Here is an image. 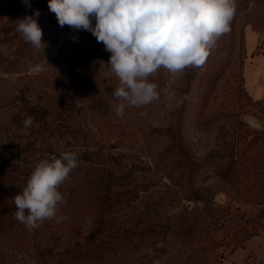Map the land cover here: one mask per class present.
Segmentation results:
<instances>
[{"label": "rangeland", "instance_id": "obj_1", "mask_svg": "<svg viewBox=\"0 0 264 264\" xmlns=\"http://www.w3.org/2000/svg\"><path fill=\"white\" fill-rule=\"evenodd\" d=\"M30 3L0 0V186L65 151L78 166L61 184L72 195L62 219L29 229L14 194L0 202V264H264V100L242 76L264 0H234L204 63L159 68L148 77L158 98L140 106L113 96L102 43L59 26L48 0ZM37 10L44 49L15 31Z\"/></svg>", "mask_w": 264, "mask_h": 264}, {"label": "clouds", "instance_id": "obj_2", "mask_svg": "<svg viewBox=\"0 0 264 264\" xmlns=\"http://www.w3.org/2000/svg\"><path fill=\"white\" fill-rule=\"evenodd\" d=\"M22 3L31 7L30 0ZM48 8L59 26L88 31L104 45L110 53L107 65L119 80L113 96L140 106L158 98L157 86L148 77L159 68L176 73L204 63L213 37L229 30L235 4L234 0H48ZM39 15L37 10L18 18L15 31L34 48L44 49ZM124 109L125 104L119 103L116 115L122 116ZM23 123L30 129L32 117ZM77 166L74 151L39 161L14 197L16 220L33 229L46 219H62L57 211L64 198L58 189Z\"/></svg>", "mask_w": 264, "mask_h": 264}, {"label": "crops", "instance_id": "obj_3", "mask_svg": "<svg viewBox=\"0 0 264 264\" xmlns=\"http://www.w3.org/2000/svg\"><path fill=\"white\" fill-rule=\"evenodd\" d=\"M246 59L242 76L248 95L256 100H264V38L255 33H246Z\"/></svg>", "mask_w": 264, "mask_h": 264}, {"label": "trees", "instance_id": "obj_4", "mask_svg": "<svg viewBox=\"0 0 264 264\" xmlns=\"http://www.w3.org/2000/svg\"><path fill=\"white\" fill-rule=\"evenodd\" d=\"M28 180V176L26 175V179L23 183H21L20 185H13V186H0V202H2V200L5 197H11L12 194L16 195L22 192L23 188L26 186V182ZM60 193L62 194L64 200L62 203L59 204L60 205H64L68 202L69 198L68 196H72L71 195V191L70 190H63V188H61V185L59 186ZM15 197V196H14ZM16 210V208H15ZM19 222V221H18ZM17 223V222H16ZM15 224V223H14ZM13 224V225H14ZM21 224V223H20ZM91 248V247H90ZM93 249V248H92ZM92 249H85L84 251H80L77 255L73 254L70 257L65 258V260H71L73 261L74 259H80V258H86L88 256V253L90 251H92Z\"/></svg>", "mask_w": 264, "mask_h": 264}, {"label": "water", "instance_id": "obj_5", "mask_svg": "<svg viewBox=\"0 0 264 264\" xmlns=\"http://www.w3.org/2000/svg\"><path fill=\"white\" fill-rule=\"evenodd\" d=\"M220 199H221L220 197H217V201H220Z\"/></svg>", "mask_w": 264, "mask_h": 264}]
</instances>
